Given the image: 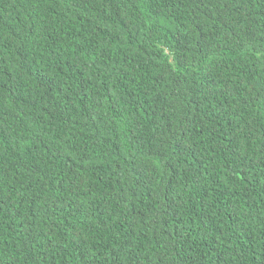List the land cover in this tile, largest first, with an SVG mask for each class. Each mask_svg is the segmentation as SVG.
<instances>
[{"label": "trees", "instance_id": "trees-1", "mask_svg": "<svg viewBox=\"0 0 264 264\" xmlns=\"http://www.w3.org/2000/svg\"><path fill=\"white\" fill-rule=\"evenodd\" d=\"M0 264H264V0H0Z\"/></svg>", "mask_w": 264, "mask_h": 264}]
</instances>
